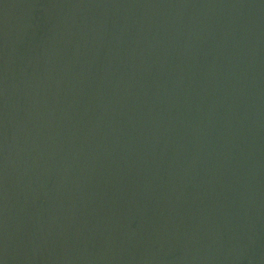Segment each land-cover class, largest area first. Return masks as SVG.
Segmentation results:
<instances>
[{
	"label": "water",
	"instance_id": "water-1",
	"mask_svg": "<svg viewBox=\"0 0 264 264\" xmlns=\"http://www.w3.org/2000/svg\"><path fill=\"white\" fill-rule=\"evenodd\" d=\"M0 264H264V0H0Z\"/></svg>",
	"mask_w": 264,
	"mask_h": 264
}]
</instances>
